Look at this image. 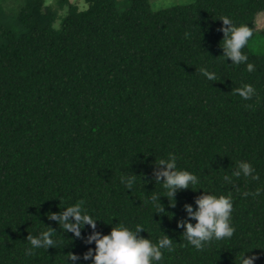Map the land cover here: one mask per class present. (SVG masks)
<instances>
[{
    "label": "trees",
    "instance_id": "trees-1",
    "mask_svg": "<svg viewBox=\"0 0 264 264\" xmlns=\"http://www.w3.org/2000/svg\"><path fill=\"white\" fill-rule=\"evenodd\" d=\"M23 1L17 28L0 21V264H93L83 259L89 248L95 255V242H84L91 226L77 238L47 215L81 200L101 236L140 225L153 244L171 239L174 251L162 249L153 264H240L242 255L264 264V54L248 48L264 0H196L160 11L149 0H126L123 10L117 0H84L83 11L68 0ZM222 17L252 29L241 50L246 63L223 57ZM243 85L256 96L233 94ZM170 154L178 171L198 178L176 190L175 207L154 176ZM242 162L258 180L234 176ZM133 176L126 188L121 177ZM206 194L231 195L235 232L197 250L177 224L188 218L184 205L195 211ZM48 228L55 247L32 249L28 236Z\"/></svg>",
    "mask_w": 264,
    "mask_h": 264
},
{
    "label": "clouds",
    "instance_id": "clouds-1",
    "mask_svg": "<svg viewBox=\"0 0 264 264\" xmlns=\"http://www.w3.org/2000/svg\"><path fill=\"white\" fill-rule=\"evenodd\" d=\"M223 25L217 31L224 33L223 45V57L230 59L233 65H240L246 63L248 56L242 53V49L248 44L249 39L252 37V29L246 25L235 26L228 17L220 18ZM188 33H185V37ZM255 66L251 63L247 64V71L253 72ZM200 73L209 81L218 80L217 75L214 72H209L205 68H201ZM233 94H238L244 100H250L256 96V90L251 85H243L240 88L234 89ZM259 98L257 97V100ZM252 107V105H247ZM158 166H164L161 170L155 171L154 176L157 184L160 183L163 178V188L166 189V196L169 199V206L175 207V192L177 189H187L190 185H196L198 178L189 173L188 171H178L176 164V157L169 155L168 160L161 159L157 162ZM239 171L234 173V176L239 178L241 175L244 177H251L252 180H258L259 177L254 175L255 169L247 162L239 163ZM224 180H229V177L225 175ZM121 182L126 188H132L135 182V177H129L125 182L121 177ZM231 183L232 181L229 180ZM239 191V188H236ZM260 189H257L255 193L245 192L243 195L258 196ZM151 203L156 207L157 212L164 213V207L158 201V196L153 195L151 197ZM84 201L81 200L74 206H69L63 211L62 214L57 215L54 213H48L50 220H56L61 225L62 229L67 232L74 233L77 238L81 237V229L85 224L90 225L93 229V233L84 240L85 244H92L95 242V255L93 256V249L89 248L84 253L83 259H93V264H153V262H159L162 260V249L172 252L174 248L172 246L173 241L168 237L160 239L157 244H153L150 239H145L139 236L141 231H144L140 225L136 226L135 231L128 229L127 227H113L110 234L103 235L96 232V220L90 215L86 214L82 208ZM197 209L194 211L192 206L185 204L184 208L187 212L188 218L178 222L177 227L185 228L183 234L184 239L191 245L195 246L197 250H203L207 242L213 240L221 241L225 238H231L235 232V228L230 225V217L233 211V203L231 195L225 197H216L211 194H206L196 199ZM70 218L74 220V223L69 222ZM195 220L193 225L190 221ZM55 230L48 228L47 231L41 233L39 238L28 236V242H30L32 249L55 247V242L51 238ZM31 250L26 252V255H32ZM68 259L75 261L77 256L71 252L67 255ZM259 257L252 255L245 258L242 255L240 258V264H254V261Z\"/></svg>",
    "mask_w": 264,
    "mask_h": 264
},
{
    "label": "rangeland",
    "instance_id": "rangeland-1",
    "mask_svg": "<svg viewBox=\"0 0 264 264\" xmlns=\"http://www.w3.org/2000/svg\"><path fill=\"white\" fill-rule=\"evenodd\" d=\"M56 0H44L46 6L53 5ZM72 5L76 6L80 11L86 10L88 5L84 0H68ZM153 11H160L163 9H169L174 6L188 5L196 0H149ZM119 8L125 9L127 6L126 0H117ZM23 0H0V21L4 26H9L13 29L17 28L16 17L21 9ZM66 9L59 12L60 16H63ZM59 21L54 23V28L58 27ZM256 33L254 37L249 41L248 48L252 53L264 54V12L259 13L255 20ZM263 32V33H262Z\"/></svg>",
    "mask_w": 264,
    "mask_h": 264
}]
</instances>
